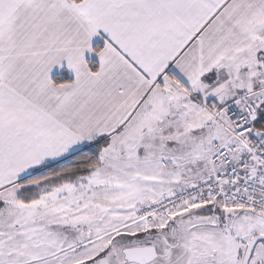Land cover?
Instances as JSON below:
<instances>
[{"label":"snow or ice","instance_id":"6c2138e0","mask_svg":"<svg viewBox=\"0 0 264 264\" xmlns=\"http://www.w3.org/2000/svg\"><path fill=\"white\" fill-rule=\"evenodd\" d=\"M0 264H264V0H0Z\"/></svg>","mask_w":264,"mask_h":264}]
</instances>
